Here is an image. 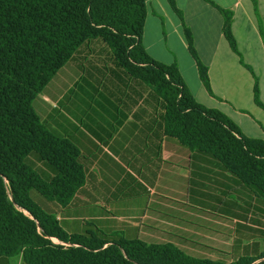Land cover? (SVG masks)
<instances>
[{"label":"crops","instance_id":"0c3cea01","mask_svg":"<svg viewBox=\"0 0 264 264\" xmlns=\"http://www.w3.org/2000/svg\"><path fill=\"white\" fill-rule=\"evenodd\" d=\"M145 1V50L158 61L176 63L199 103L225 113L244 135L264 140V0H175L182 19L167 0ZM210 1L231 11L237 52L223 34L222 13ZM150 24L157 27L156 41L147 34ZM184 25L208 68L211 93L199 77ZM67 63L69 79L56 87L47 83L32 106L51 133L78 148L85 180L65 206L30 193L64 230L172 243L214 260L222 253L263 249L264 198L212 153L167 136L164 103L150 86L130 77L98 39L80 46ZM37 158L49 180L52 167Z\"/></svg>","mask_w":264,"mask_h":264},{"label":"trees","instance_id":"16d2710c","mask_svg":"<svg viewBox=\"0 0 264 264\" xmlns=\"http://www.w3.org/2000/svg\"><path fill=\"white\" fill-rule=\"evenodd\" d=\"M167 1L182 19L175 0ZM211 3L222 13L223 34L237 52L231 11ZM146 16L145 0H0V264H12L16 256L19 264H264V247L224 262L187 254L172 243H146L101 230L69 234L30 195L36 191L65 206L84 183L78 148L51 133L32 102L80 46L98 39L130 77L162 100L167 136L212 153L264 198V140L244 135L225 113L199 103L176 63L158 61L145 50ZM183 32L211 93L208 68L195 51L190 29L184 25ZM254 98L260 104L257 86ZM31 153L52 167L49 180L27 163Z\"/></svg>","mask_w":264,"mask_h":264},{"label":"rangeland","instance_id":"374dc122","mask_svg":"<svg viewBox=\"0 0 264 264\" xmlns=\"http://www.w3.org/2000/svg\"><path fill=\"white\" fill-rule=\"evenodd\" d=\"M147 31V34H149L150 35V33H151V37H152V39H154L155 41L157 40V39H159V33H158V31H157V27H156V25H154V24H150V25H148V29L146 30ZM167 32H168V30H167ZM162 41V40H161ZM170 42V41H169ZM103 43V45H105L106 47H107V45L104 43V42H102ZM162 43V45H164L163 44V42H161ZM68 63H70V62H68ZM65 64V66H64V68L60 71V74H58L57 76H55L50 82H48L49 84V87H56V86H59V85H61L65 80H68L69 79V76H71V64ZM66 71V72H65ZM66 73V74H65ZM62 75H65V78H64V76H62ZM68 96H70L71 97V92H70V94H68L66 97H68ZM38 156H37V154H35V153H31V154H29L28 155V157H27V163L30 165V166H32L37 172H39L40 174H41V176L43 177V178H45L46 177V175H45V173L42 171V170H44L45 169V167H44V169L43 168H41V164H40V162H38L37 161V158ZM33 192H35V191H33ZM182 214V213H181ZM180 214V215H181ZM183 215V214H182ZM172 216H175V214H172ZM183 216H185V217H188V218H191V215H188V214H184ZM182 233H180V235H181ZM184 236H188V237H190L189 239H191V240H194L195 238L193 237V235L192 234H190V233H188V232H185L184 233ZM193 238V239H192ZM53 241H55V242H57V243H59L60 241H58L57 239H53ZM61 243V242H60ZM63 243V242H62ZM65 244V243H64ZM187 251H189V249H186ZM184 251V250H183ZM185 252V251H184ZM189 252H191V251H189ZM194 255V254H193ZM240 254H238V253H233V254H231V255H227V254H225V253H222V254H220V255H218V257L219 258H221V259H219V260H221V261H224V262H229V260L230 259H234V258H236L237 256H239ZM21 261V258L19 257V256H16V257H13L12 259H11V262L13 263V264H18L19 262Z\"/></svg>","mask_w":264,"mask_h":264}]
</instances>
